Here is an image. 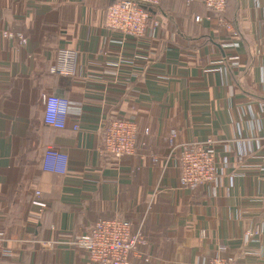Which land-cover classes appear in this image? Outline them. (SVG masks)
I'll use <instances>...</instances> for the list:
<instances>
[{"label": "crops", "instance_id": "1", "mask_svg": "<svg viewBox=\"0 0 264 264\" xmlns=\"http://www.w3.org/2000/svg\"><path fill=\"white\" fill-rule=\"evenodd\" d=\"M113 1L0 0V231L13 252L0 264H93L74 237L114 217L148 238L131 264H264V0H231V28L202 0H160L140 39L105 25ZM42 94L66 98L80 129L47 125ZM118 118L150 136L117 161L102 131ZM208 140L216 179L183 189L179 144ZM50 147L64 170L44 169Z\"/></svg>", "mask_w": 264, "mask_h": 264}, {"label": "built area", "instance_id": "2", "mask_svg": "<svg viewBox=\"0 0 264 264\" xmlns=\"http://www.w3.org/2000/svg\"><path fill=\"white\" fill-rule=\"evenodd\" d=\"M205 7L213 12L217 21L231 26L225 21L227 0H202ZM160 0H114L106 9L105 25L113 31H118L125 36L140 39L147 35L148 30L156 28L159 21L153 20L149 24L150 8L158 5ZM196 21L207 19L211 21L212 15L205 17L196 16ZM231 35L237 37L239 34L230 31ZM6 35L12 37L11 33ZM18 38L22 44L26 43L24 36ZM100 54L104 56L103 51ZM65 57H71L72 53L64 52ZM41 102L44 110V122L56 129L71 127L79 130L80 124L68 120L69 101L66 98L55 94H42ZM140 130L137 124L127 119H114L107 124L102 131V153L108 154L117 160L133 155L135 151L144 145L139 140ZM149 134V129L144 131ZM176 133L173 131L169 140H173ZM209 140L205 144L184 143L178 157L181 170L180 182L183 186L195 188L197 185L211 181L215 174V161L213 147ZM67 156L50 147L44 155L43 167L47 171L58 172L65 169ZM36 199L33 201L41 209L47 208V202L40 200V192H36ZM259 234L257 228L246 232V237H254ZM76 246L83 250L93 264H131L132 257L138 253V247L147 243L140 233H131V223L121 218H107L97 220L84 233L74 237ZM13 255L8 241L4 238V232L0 231V258H8ZM217 256L210 264H230L236 260L235 255L228 259Z\"/></svg>", "mask_w": 264, "mask_h": 264}, {"label": "rangeland", "instance_id": "3", "mask_svg": "<svg viewBox=\"0 0 264 264\" xmlns=\"http://www.w3.org/2000/svg\"><path fill=\"white\" fill-rule=\"evenodd\" d=\"M153 22V19H151V16H150V19H149V24H151ZM146 128H148L149 129V134L148 135H145L144 134V131H145V129ZM140 130V129H139ZM173 132V131H172ZM172 132L170 133V135L165 139V140H167L170 144L171 143H173L174 141H175V139L177 138V132H175L176 133V137L173 139V140H169V138H170V136H171V134H172ZM141 134H143L145 137H144V139H142V140H140V136H141ZM149 136H150V128L149 127H145L144 129H143V132L141 133V131H140V134H139V140L140 141H142L143 143H144V145H141L138 149H144V148H147L148 147V138H149ZM148 137V138H147ZM209 141V140H208ZM207 141V142H208ZM211 141V140H210ZM184 144V143H183ZM183 144H179V150L181 151V147H182V145ZM197 144H202V143H197ZM205 144V143H204ZM211 144V143H210ZM138 149L135 151V153L134 154H136L137 153V151H138ZM179 154H180V152H179ZM147 155L151 158V160L152 161H157V158H155V156H154V154L153 153H147ZM144 157V156H143ZM178 157H179V155H178ZM213 157H214V161H215V174H214V177H213V179L211 180V181H205V182H203V183H201V184H199V185H197L195 188H190L189 186L188 187H186V186H183L182 184H181V182H180V178H181V170H180V163H179V184H180V187H182L183 189H188V190H192V191H195V190H197L200 186H202V185H205V184H208V183H210V182H212V181H214L215 179H216V176H217V163H216V160H215V155H214V149H213ZM114 158V157H113ZM115 160H117L116 158H114ZM121 160H123V159H121ZM118 161V160H117ZM117 218H119V217H117ZM105 219V218H104ZM107 219V218H106ZM121 219H123V218H121ZM130 223H131V233L132 234H137V233H140L142 236H144V238H145V240H147V243H145V244H141L140 246H144V245H146V244H148V238L144 235V234H142L141 232H135V233H133L132 232V222L131 221H129ZM79 235V234H78ZM138 249H139V247H138ZM220 256V255H219ZM221 256H223V255H221ZM230 255H228V256H223L222 258H224V259H228V257H229ZM217 257V256H216ZM213 258H215V257H213ZM213 258H211L210 260H208L205 264H210L214 259ZM236 262V260L234 261H232L230 264H234Z\"/></svg>", "mask_w": 264, "mask_h": 264}, {"label": "trees", "instance_id": "4", "mask_svg": "<svg viewBox=\"0 0 264 264\" xmlns=\"http://www.w3.org/2000/svg\"><path fill=\"white\" fill-rule=\"evenodd\" d=\"M230 2H231V0H227L226 11H225V13H224V16H226L227 10H228V8H229V6H230ZM150 11H151V9H150ZM0 259H1V258H0Z\"/></svg>", "mask_w": 264, "mask_h": 264}]
</instances>
